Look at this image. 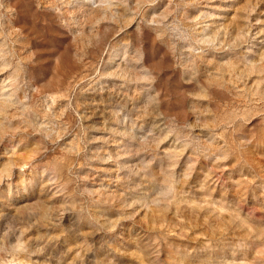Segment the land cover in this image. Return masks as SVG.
Wrapping results in <instances>:
<instances>
[{
    "label": "rangeland",
    "instance_id": "374dc122",
    "mask_svg": "<svg viewBox=\"0 0 264 264\" xmlns=\"http://www.w3.org/2000/svg\"><path fill=\"white\" fill-rule=\"evenodd\" d=\"M0 264H264V0H0Z\"/></svg>",
    "mask_w": 264,
    "mask_h": 264
},
{
    "label": "bare ground",
    "instance_id": "6f19581e",
    "mask_svg": "<svg viewBox=\"0 0 264 264\" xmlns=\"http://www.w3.org/2000/svg\"><path fill=\"white\" fill-rule=\"evenodd\" d=\"M107 111V110H106ZM115 143V142H114ZM113 144V143H112ZM112 146V145H111ZM116 146V145H115ZM112 149V148H111Z\"/></svg>",
    "mask_w": 264,
    "mask_h": 264
}]
</instances>
